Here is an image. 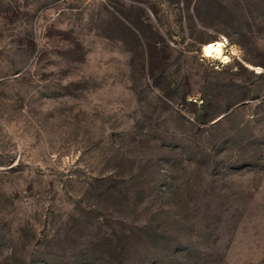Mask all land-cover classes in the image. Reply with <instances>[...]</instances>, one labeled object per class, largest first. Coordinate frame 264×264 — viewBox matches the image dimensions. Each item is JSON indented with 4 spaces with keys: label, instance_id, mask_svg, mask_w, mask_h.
I'll use <instances>...</instances> for the list:
<instances>
[{
    "label": "rangeland",
    "instance_id": "rangeland-1",
    "mask_svg": "<svg viewBox=\"0 0 264 264\" xmlns=\"http://www.w3.org/2000/svg\"><path fill=\"white\" fill-rule=\"evenodd\" d=\"M0 264H264V0H0Z\"/></svg>",
    "mask_w": 264,
    "mask_h": 264
},
{
    "label": "bare ground",
    "instance_id": "bare-ground-1",
    "mask_svg": "<svg viewBox=\"0 0 264 264\" xmlns=\"http://www.w3.org/2000/svg\"><path fill=\"white\" fill-rule=\"evenodd\" d=\"M203 54L209 58L228 61L226 47L220 42L206 44L203 47Z\"/></svg>",
    "mask_w": 264,
    "mask_h": 264
},
{
    "label": "trees",
    "instance_id": "trees-1",
    "mask_svg": "<svg viewBox=\"0 0 264 264\" xmlns=\"http://www.w3.org/2000/svg\"><path fill=\"white\" fill-rule=\"evenodd\" d=\"M187 98H188L187 95H184L182 97V101L186 103L187 102ZM210 104L211 103L208 100H206V101H204L202 103L201 107L199 108V115L201 117H205L206 116V114L208 113V109L210 108ZM225 111H227V110H225ZM209 121H211V119H207V122H209Z\"/></svg>",
    "mask_w": 264,
    "mask_h": 264
}]
</instances>
